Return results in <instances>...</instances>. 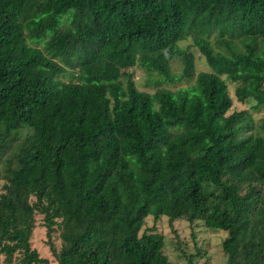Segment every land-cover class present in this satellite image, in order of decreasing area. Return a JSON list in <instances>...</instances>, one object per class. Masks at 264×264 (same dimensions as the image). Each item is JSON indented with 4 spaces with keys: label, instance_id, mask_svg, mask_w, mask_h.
<instances>
[{
    "label": "trees",
    "instance_id": "1",
    "mask_svg": "<svg viewBox=\"0 0 264 264\" xmlns=\"http://www.w3.org/2000/svg\"><path fill=\"white\" fill-rule=\"evenodd\" d=\"M228 82L251 110L229 115ZM262 109L264 0H0V159L25 137L0 171V264H50L37 215L56 264H171L145 228L163 217L227 233L228 264H264Z\"/></svg>",
    "mask_w": 264,
    "mask_h": 264
},
{
    "label": "rangeland",
    "instance_id": "2",
    "mask_svg": "<svg viewBox=\"0 0 264 264\" xmlns=\"http://www.w3.org/2000/svg\"><path fill=\"white\" fill-rule=\"evenodd\" d=\"M189 45H191L190 41L181 44L183 47ZM190 50L196 59L195 67L197 74L200 72H211L205 57L199 50L195 47L190 48ZM181 70L182 65L179 62H176L172 67L174 74L181 73ZM125 71L133 75V79L139 90L148 91L150 93L155 92L156 89L148 84L150 76L141 68L133 67L125 69ZM228 84L234 99V106L229 111V115L241 110H251L255 103L252 101L246 104L239 103L235 97V88L237 85L232 82H228ZM183 86H189V83L182 81L176 85L166 87L176 90ZM253 115L256 119V126L258 127L264 120V109L253 112ZM252 133H257V131H252ZM261 135H263V133H261ZM24 138V136H21V138H16L13 143H9L8 148L3 152L0 159V171H5L7 161L10 163L13 162ZM4 183V180H0V195L4 192ZM153 227H155L156 231L162 232L165 235V253L169 257L171 264H228L227 257L222 249V243L227 235L224 231L209 230L204 226L202 221L196 224H191L187 220L177 221L174 223L173 227H171L169 219L166 217H163L156 223L153 218H149L145 228ZM47 232V228L44 227L43 215H37L32 246L34 249L38 250L41 257L49 259L50 264H56L49 243L51 238L48 237ZM58 235L59 232L57 231L52 234V242L57 249L61 247V238H59ZM0 258L2 263L5 256L0 254Z\"/></svg>",
    "mask_w": 264,
    "mask_h": 264
}]
</instances>
